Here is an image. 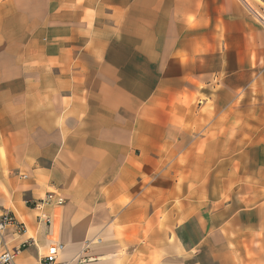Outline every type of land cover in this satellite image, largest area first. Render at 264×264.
I'll return each mask as SVG.
<instances>
[{
	"label": "crops",
	"instance_id": "crops-1",
	"mask_svg": "<svg viewBox=\"0 0 264 264\" xmlns=\"http://www.w3.org/2000/svg\"><path fill=\"white\" fill-rule=\"evenodd\" d=\"M4 211L16 264H264V0H0Z\"/></svg>",
	"mask_w": 264,
	"mask_h": 264
},
{
	"label": "built area",
	"instance_id": "built-area-1",
	"mask_svg": "<svg viewBox=\"0 0 264 264\" xmlns=\"http://www.w3.org/2000/svg\"><path fill=\"white\" fill-rule=\"evenodd\" d=\"M64 199L54 192L47 193L45 197L32 205V209L37 211L38 223L42 225L50 224V218L44 214L45 209L50 207H60ZM11 236L14 243L7 249L5 236ZM31 246H35L33 237L28 235L27 227L19 221L14 214L4 211L0 215V264H16V259L20 253ZM40 264H59L55 256H48L41 260Z\"/></svg>",
	"mask_w": 264,
	"mask_h": 264
}]
</instances>
